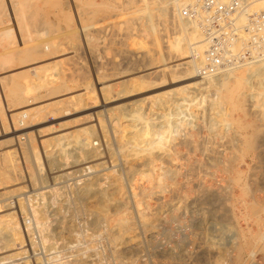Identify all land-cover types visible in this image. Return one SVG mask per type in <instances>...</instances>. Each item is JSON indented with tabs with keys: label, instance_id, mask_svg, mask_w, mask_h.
Instances as JSON below:
<instances>
[{
	"label": "rangeland",
	"instance_id": "374dc122",
	"mask_svg": "<svg viewBox=\"0 0 264 264\" xmlns=\"http://www.w3.org/2000/svg\"><path fill=\"white\" fill-rule=\"evenodd\" d=\"M35 2L0 0V173L14 174L8 170L11 164L3 163L8 157L17 178L7 183L1 173L5 184L0 181V192L20 186L16 193H6V201L0 198V204H14L10 211H16L24 241L7 251L0 240L6 249L0 251V264H264L263 250L254 259L248 253L264 246V214L259 213L258 227L252 210L255 200L264 207V151L248 150L245 140L236 137L253 129L264 133V88L258 89L254 80L250 93L256 106L246 102L243 113L230 104L222 120L215 118L225 71L206 79L197 76L192 51L199 48L194 45L201 34L182 14L187 0ZM143 7L150 11H137ZM9 26L12 32L6 36ZM141 81L157 88L142 95ZM123 82L129 84V95L117 91ZM31 84L36 91L21 94ZM58 84L63 87L51 95L49 88ZM102 87L111 90L104 95ZM157 90L164 92L158 99L150 95ZM34 97L41 105L27 107ZM107 98L124 100L109 106L124 102L125 118L120 108L105 105ZM188 112L192 118L187 120ZM98 119L103 120L102 133ZM238 119L251 127L239 128ZM64 120L70 125L59 129ZM124 121H133L142 134L158 131L165 122L177 126L174 136H162L167 149L157 152L156 168L141 152L134 156L137 141L114 132ZM90 124L97 130L88 129V141L71 140V130ZM49 125L52 132H38ZM27 133L35 136L32 144ZM61 133L60 145L39 141ZM148 137L140 139V148L152 143ZM60 146L64 162L46 158H56ZM89 147H95L93 153ZM168 167L177 170L174 180ZM166 171L164 189L140 180L142 172ZM87 178L95 182L88 194L81 189ZM147 190L153 193L143 199L141 192ZM103 196L107 207L99 213L93 204ZM13 197L22 198L23 210ZM123 217L130 228L118 235ZM15 251L19 255L8 256Z\"/></svg>",
	"mask_w": 264,
	"mask_h": 264
},
{
	"label": "bare ground",
	"instance_id": "6f19581e",
	"mask_svg": "<svg viewBox=\"0 0 264 264\" xmlns=\"http://www.w3.org/2000/svg\"><path fill=\"white\" fill-rule=\"evenodd\" d=\"M52 1V4H55V0H51ZM159 1V0H158ZM193 1H195V0H187V3H192ZM49 2V0H36V2H35V5L36 6H40V5H44V4H46V3H48ZM158 3V2H157ZM62 4V3H61ZM66 3H64V5H65ZM73 4H75V3H73ZM95 4V6L97 5L98 7H99V5L100 6H102L101 5V3H94ZM134 4V3H133ZM67 5V4H66ZM69 5V4H68ZM68 5L66 6V7H68ZM128 5H129V3H128ZM62 6H63V4H62ZM73 7H74V5H72ZM76 6V5H75ZM103 6H104V3H103ZM259 6L261 7V8H264V2H262V3H260L259 4ZM65 6H63V8H64ZM70 7V6H69ZM133 7V6H132ZM142 7V6H141ZM146 8V7H145ZM149 8V7H148ZM148 8H147V10L146 9H144V7L143 8H140V9H142V10H137L138 12L140 11V12H143V13H147L148 11H150V10H148ZM161 8V7H160ZM159 8V9H160ZM65 9V8H64ZM59 11V10H58ZM2 13V12H1ZM89 14V13H88ZM96 15V14H95ZM111 15V14H110ZM140 15V14H139ZM93 16V15H92ZM107 16V15H106ZM109 16V15H108ZM141 16V15H140ZM125 17V16H124ZM123 17V18H124ZM90 18H92V17H90ZM107 18V17H106ZM128 16L127 17H125V20H128ZM190 21V20H189ZM40 23V22H39ZM190 23H191V25L193 26V28L195 29V30H198L197 29V27H196V25L194 24V22L193 21H190ZM6 33H5V35L7 36H9L10 34H11V27L9 26V27H7L6 29ZM89 36H91V34H89ZM94 36V35H93ZM90 38V37H89ZM92 39H93V37H92ZM84 40H86V38L84 39ZM52 46V45H51ZM3 47V46H2ZM223 77V79H222V83H223V86H222V91H221V95H219V103H220V106L221 107H219V108H217V110H215L214 112H215V118H217L216 116H219L220 118H218L219 120H222V118H223V112H224V109H225V107L227 106L228 107V105H232L233 107H235V108H238V109H241L242 111H243V113H245V111H246V102H250L251 103V105H255V101L253 100V92L252 93H250L251 92V87H252V85H253V81L254 80H257V82H258V89H263L264 88V60H262V61H259V62H255V63H248V64H245V65H242V66H239V67H236V68H233V69H229V70H227V71H225V73H224V75L222 76ZM130 78V77H129ZM46 81L44 80V81H42L41 83H39V85L38 86H43L44 84H46L45 83ZM109 84H110V82H108ZM107 83V84H108ZM121 84V86L122 87H120V90H117V91H125V93H126V95L128 94V88H129V84H128V82H123V84L122 83H120ZM140 84V83H139ZM112 85V84H111ZM157 85V84H156ZM161 85V84H160ZM120 86V85H119ZM50 87V86H49ZM63 87V85H54V86H52L51 85V87L49 88L50 90H48V91H50L49 93H52L51 95H53L54 93L56 94V93H58L59 92V90H61V88ZM66 87V86H65ZM151 87H153V89L156 87V86H154V84H150V83H147V82H144V81H141V85H140V88H141V93L142 92H144V91H146V90H150V88ZM160 87V86H159ZM162 87V86H161ZM160 87V88H161ZM70 88V87H69ZM157 88V87H156ZM155 88V89H156ZM15 89H20V85L19 84H16L15 85ZM64 89V88H63ZM152 89V88H151ZM164 89V88H163ZM22 90V89H21ZM36 91V87H35V85H28L27 86V89L25 90V89H23V91H22V93L21 94H28V93H31L32 91ZM65 90V89H64ZM107 90H108V88H104V87H102V89H101V92H105L104 93V95H106V93H107ZM109 90H111L110 88H109ZM108 90V91H109ZM155 91V90H154ZM153 91V92H154ZM246 91H248V93H245ZM152 92V94H150V95H152V96H154V98H161L163 95H164V92H163V90H157L156 92H154L153 93ZM109 93V92H108ZM151 93V92H150ZM145 94V93H144ZM33 95V94H32ZM89 95V94H88ZM129 95V94H128ZM142 95H143V93H142ZM142 95H141V97H142ZM54 96V95H53ZM90 96V95H89ZM147 96V95H146ZM146 96H143L142 98H145ZM76 98V97H75ZM79 98H81V97H79ZM78 98V99H79ZM141 98V99H142ZM17 99V98H16ZM28 99V98H27ZM31 99V98H30ZM34 99V103L33 104H31V105H29V106H27V107H34V106H40L41 105V102L40 103H37V102H39V101H41V100H39V99H37V98H33ZM255 99H256V97H255ZM63 100V99H62ZM76 100V99H75ZM107 100H108V103H106L105 105L108 107L109 106V103H111V102H113V101H119V100H123V99H121V98H118L117 100H111L110 101V99L109 98H107ZM64 101V100H63ZM80 101H81V99H80ZM79 101V102H80ZM124 101V100H123ZM43 102V101H42ZM108 104V105H107ZM116 104H117V102H116ZM104 105V106H105ZM114 105H115V103H114ZM256 106V105H255ZM125 108V103L123 102V103H119L118 105H115V106H112L111 105V107L109 106L108 108L110 109V110H112V109H114V108H120V109H118V110H121V113H120V116L122 117V118H125L126 117V114L124 113V108ZM116 110V109H115ZM183 113H184V111H182ZM85 113V112H84ZM82 114V113H81ZM80 114V115H81ZM247 114V113H246ZM185 118L188 120V119H191L192 118V115H191V113L190 112H188V113H186L185 115ZM214 116V115H213ZM120 117V118H121ZM71 118V117H70ZM75 118H76V116H75ZM168 118H171V117H168ZM213 118V117H212ZM74 120V118L72 119V121ZM212 120H214V118L212 119ZM59 121V120H58ZM68 121V120H67ZM86 121V120H85ZM95 121V120H94ZM167 122H168V120H166ZM217 121V120H216ZM233 122H234V119L232 120ZM13 122V121H12ZM19 122H22V124H24V122L25 121H19ZM62 122V121H61ZM59 123V125H57L58 126V128L60 129V128H62L63 126H69L70 124H68V123H66L65 122V120H64V122L65 123ZM73 122H75V121H73ZM76 122L78 123V121H77V118H76ZM82 122V121H81ZM98 123H96V124H98V125H100V127H101V132L100 133H102V131L104 132V124H103V120H101V119H98V121H97ZM156 121H154V123H155ZM219 122V121H218ZM53 123H55V122H53ZM57 123V122H56ZM70 123V122H69ZM166 123V122H165ZM165 123H162L163 124V126L161 127V128H159V130L158 131H155L154 129H151V130H149V131H147L146 133H144V134H147V136H149L148 138L150 139V141L152 142H150L151 144H146L145 146H143V147H139V145L138 144H141V138L143 137V135L144 134H142V133H140L138 130H137V125L136 124H134L133 123V121H124V122H118V124L116 125V127L114 126L113 127V129H115V131L114 132H122L124 135H126V136H128V139L129 140H133V141H137V144H135L134 145V149H132L133 151H134V156H137L138 157V155H137V153L138 152H141V154L146 158H149V163H151L150 165H152V167L151 168H156L155 166H154V163H155V158L157 157V156H159V154H157V152L159 151V149L161 150V148H162V150L163 151H166V147H162V143L160 142V140H161V138H162V136H164V137H168V138H171V136H174L175 135V133H176V131L174 130V128H176L177 126H171L170 125V123H167V124H165ZM1 124V123H0ZM19 124V123H18ZM17 124V125H18ZM49 124V123H48ZM65 124V125H64ZM71 124H74V123H71ZM80 124V123H79ZM89 124V123H88ZM237 124H238V126H239V128H245L246 126L245 125H248L249 127H251V124L250 123H247V124H244V123H242L241 121H240V119H238L237 120ZM2 125V124H1ZM47 125V124H46ZM19 126V125H18ZM27 126H29V125H26V127ZM50 126V125H49ZM53 126H54V124H53ZM53 126H50V127H48V128H46V129H44L43 131H42V129H39L38 130V132L39 133H44L45 131H51L52 132V130H53ZM66 126L65 127H63V128H66ZM67 126V127H68ZM84 126V125H83ZM2 127V126H1ZM99 127V128H100ZM35 128V127H34ZM57 128V127H56ZM77 128V127H76ZM74 128L73 130H71V132H72V134H71V140L72 139H74V140H76V141H80V140H85V142H86V140L90 137L89 136V132H88V129L89 128H91L93 131H94V128L96 129V127H94V124H90V125H86V126H84V127H80L79 126V128ZM247 128V127H246ZM36 129V128H35ZM58 129V130H59ZM241 129H238L239 130V132H240V130ZM55 130V129H54ZM97 130V129H96ZM246 130V129H245ZM14 131H16V128L15 129H13L11 132H14ZM70 131V130H69ZM31 132V131H30ZM47 132H45V133H47ZM54 132V131H53ZM238 131L236 130L235 131V133L233 134L234 136L235 135H237L238 133H237ZM246 132V131H245ZM4 133H6V132H4ZM18 133V132H17ZM50 133V132H49ZM59 133V132H58ZM63 134H64V132H62ZM56 134L57 136H54V137H51V138H47V139H43V140H40V138H39V141H41V143H45L46 144V146L47 145H49L50 143L52 144H54V145H60L61 143V140L64 138V136H63V134ZM48 134V133H47ZM231 134V135H232ZM240 134V133H239ZM245 134V133H244ZM11 135V134H10ZM9 135V136H10ZM31 135V134H30ZM28 133H27V136H28V142H29V144H32V141L33 140H36V139H33L35 136H33L32 135V139H31V136H30ZM119 135V134H118ZM8 136V137H9ZM12 136V135H11ZM40 136V135H39ZM51 136V135H50ZM184 136V135H183ZM6 137V136H5ZM15 137H19V135H15ZM47 137H49V136H47ZM117 137V136H116ZM189 137V136H188ZM233 137V136H232ZM237 138H242L243 140H245V145H246V148L249 150V149H252L253 151H255V152H257V153H260V152H262V151H264V149H262L261 147H262V145H263V140H264V133H260V131H259V129H253L251 132H248V133H246L245 135H243V136H241V135H237L236 136ZM102 138V137H101ZM104 138V137H103ZM118 138V137H117ZM258 138H260V140H258ZM8 139V138H7ZM9 139H11V138H9ZM42 139V138H41ZM234 139V138H233ZM32 140V141H31ZM236 140V139H235ZM241 140V139H240ZM88 141V140H87ZM239 142V141H238ZM260 142V143H259ZM37 143V142H36ZM36 143H35V145H36ZM55 143H57V144H55ZM234 143V142H233ZM50 144V145H51ZM152 144H154V145H152ZM236 144V143H235ZM89 145V144H88ZM238 145H239V143H238ZM32 146V145H31ZM30 146V147H31ZM37 146V145H36ZM40 146H41V144H40ZM94 146V145H93ZM128 146V148L130 149L131 147H132V145H130V144H128L127 145ZM237 146V145H236ZM42 147H43V145H42ZM41 147V148H42ZM239 147V146H238ZM237 147V148H238ZM63 147H61L60 146V148H59V150H58V155L56 156V158H52L51 156H50V154L53 152H49L48 153V151L49 150H46L45 152L47 153V155L49 154V156L50 157H46L47 155L45 154V156L44 157H46V158H50V161H59V164H61V162L64 160V151H62L61 149H62ZM95 147H89V148H86L87 149V151H88V153H93L94 152V149ZM235 148V147H234ZM158 149V150H157ZM43 151V150H42ZM136 151H138L137 153H136ZM39 152V151H38ZM44 152V151H43ZM37 153V152H36ZM34 154V156H35V158L36 157H38V158H36V159H39V153H38V155L37 154ZM159 153V152H158ZM56 154V153H55ZM55 154H51V155H53V156H55ZM242 154V153H241ZM5 155L6 154H4V157H5ZM65 155H66V153H65ZM143 157V158H144ZM235 157V156H234ZM142 158V157H141ZM2 160V159H1ZM171 160V159H170ZM173 160V159H172ZM39 161V160H38ZM12 161L11 160H9L8 159V157H5L4 159H3V163H5V164H11L12 165V163H11ZM42 162V161H41ZM64 162V161H63ZM2 163V162H1ZM55 163V162H54ZM53 163V164H54ZM14 164V163H13ZM39 164H40V162H39ZM38 164V165H39ZM52 164V163H51ZM10 165V166H11ZM41 165H43V164H40L39 166H41ZM227 165V164H226ZM8 167V170L9 171H12L14 174H11L12 176H10V173L9 174H7L6 175V172L5 171H2L1 173H3L4 175L2 176V174L0 175V176H2L3 178H8V179H5L4 180V182L7 180H10L11 181V179L12 180H16L17 178H14L13 179V177H16V173H15V168L14 167ZM226 167H229V165H227ZM169 168V167H168ZM228 169V168H227ZM2 170H3V168H2ZM167 170V169H166ZM168 170H170L169 172H170V175H169V178L171 179V180H174V178L176 177V175H177V170H172V169H168ZM165 171V170H164ZM179 172V171H178ZM151 173V174H150ZM150 173H148V172H146V174H143V172H142V174L140 175V177L142 178V179H140V177H139V179L142 181V180H145L146 182H148L149 184H153V185H155L156 187H160V188H162L163 187V189H164V186H165V180L167 179L166 177H167V171L166 172H164V173H158V174H154L153 172H150ZM153 173V174H152ZM173 174V175H172ZM34 175V174H33ZM17 177H19V176H17ZM31 177V176H30ZM213 177L215 178V175H213ZM3 178L2 179H0V181H2V183H3ZM22 179H23V177H21ZM28 178V177H27ZM26 178V179H27ZM34 178V177H33ZM32 178V179H33ZM28 179H30V178H28ZM32 179H30V180H32ZM94 180V179H93ZM230 180H232V181H234L233 179H230ZM6 181V182H7ZM22 181V180H21ZM28 181V180H27ZM9 182V181H8ZM7 182V183H8ZM15 182V181H14ZM19 182V181H18ZM31 182V181H30ZM30 182H28V183H30ZM1 183V184H2ZM7 183H6V185H7ZM26 183V182H25ZM84 185L81 187V189L84 191V193L85 192H87V194H88V192H89V190L91 189V187H92V185H94L95 184V182L94 181H92L91 180V178L89 179V178H87L84 182ZM3 184H5V183H3ZM10 184V183H9ZM12 184V183H11ZM4 186V185H3ZM10 186V185H9ZM167 187V186H166ZM1 188V187H0ZM6 188V187H5ZM8 188H6V190L5 191H3V192H0V198L2 199H6L5 198V195H6V193L8 194V193H13L14 191H15V193L18 191V189L20 190V186H18V187H16V186H14L13 188H12V186H11V189L9 188L8 190H7ZM2 190H4V189H2ZM90 192H91V190H90ZM101 192V191H100ZM81 193V192H80ZM153 193V191L151 190H147V191H142L141 192V196H142V198L144 199H146L150 194H152ZM90 194V193H89ZM104 194V191H102V195ZM11 195H13V194H11ZM86 195V194H85ZM94 195V194H93ZM6 196H8V195H6ZM9 197V196H8ZM14 198V197H13ZM17 198V197H16ZM16 198H14V199H16ZM21 198V197H20ZM18 199L17 198V204H18V206L17 207H19L20 208V211L21 210H23V202H22V198L21 199ZM0 199V201H2ZM12 199V198H11ZM6 201V200H5ZM15 202H16V200H14ZM14 204H10L9 203V201H8V203L7 202H4V203H1L0 204V212H3V211H5L4 213H1L0 214V240H2V244H3V247H6V249H7V251H8V249H10L9 248V246L11 247V245H13V244H15L16 242H17V245L19 244L18 242H20V243H22V242H24V241H21V236H22V231H21V229L19 228L20 226H18V224L20 225V222L18 221V223H17V220H16V211L15 210H12V211H10L11 209H13L14 207ZM92 205V204H91ZM253 205H254V207L252 208V210H253V213H254V215L257 217V220L254 222L255 224H258L260 221H259V213L261 212V213H263L264 214V207H262V205H260V203L257 201V200H255V201H253ZM93 206H94V208H96V211L97 212H104L106 209H105V207H107V205H106V201H105V199H104V196H103V200L101 199V201L99 200V199H97L96 201H94V204H93ZM91 207V206H90ZM89 207V208H90ZM93 208V207H92ZM18 209V208H17ZM92 210V209H91ZM94 212V211H93ZM102 215V214H101ZM100 215V216H101ZM106 215V214H105ZM103 216V215H102ZM256 217H255V219H256ZM102 218V217H101ZM261 218V217H260ZM105 219H106V216H105ZM248 220V219H247ZM39 222V221H38ZM118 224H119V226H118V230H119V233H117L118 235L119 234H123V233H127L128 232V230H129V228H130V226H129V221H128V218L127 217H123V218H119L118 219ZM23 225H24V223H23ZM24 226H27V223L25 222V225ZM248 226V225H247ZM258 227H259V224L257 225ZM262 228V227H261ZM264 231V227H263V229H262V232ZM24 232H25V230H24ZM246 232H248L249 234H250V236H251V238L253 239V237H254V234L251 232V227L250 226H248L247 227V230H246ZM26 235V234H25ZM24 236V235H23ZM113 236V235H112ZM249 236V237H250ZM260 236V235H259ZM114 237H115V235H114ZM114 237H112L111 239L113 240V241H116L117 239H115ZM116 237L117 238H119L117 235H116ZM261 238L264 240V232L263 233H261ZM27 239V238H26ZM256 239L258 240V238L256 237ZM119 240V239H118ZM31 241V240H30ZM111 241V240H110ZM117 242V241H116ZM29 243V242H28ZM31 243V242H30ZM115 243V242H114ZM258 243H260V241H258ZM261 244V243H260ZM16 245V244H15ZM26 245V244H25ZM257 245V244H256ZM262 245V244H261ZM260 245V246H261ZM264 245V244H263ZM26 246H28V245H26ZM246 246V245H245ZM2 247V246H1ZM0 247V251H3L4 249H2ZM14 247H16V246H14ZM18 247H19V245H18ZM31 247V246H30ZM12 248V247H11ZM27 248V247H26ZM2 249V250H1ZM5 249V250H6ZM14 250H16V249H14ZM23 250V249H22ZM259 250L261 251V253H263L264 252V246H261L260 248H258L257 250H249V257L250 258H253L254 259V257H255V254H256V252H259ZM262 250H263V252H262ZM19 251L20 252H22L20 249H19ZM18 251V252H19ZM28 252V251H27ZM8 253V252H7ZM23 253V252H22ZM24 253H25V251H24ZM24 253L22 254V255H24ZM9 254V253H8ZM16 254H18L19 255V253H17L16 251L14 252V253H12L11 252V254L10 255H8L9 257H11V256H15ZM36 255V254H35ZM257 255V254H256ZM25 256V255H24ZM27 256V255H26ZM16 257V256H15ZM20 257H22V256H20ZM28 257V256H27ZM30 257V256H29ZM17 259V258H16ZM20 259V258H19ZM28 259V258H27ZM26 259V260H27ZM20 260H22V258L20 259ZM25 260V261H26ZM43 261V260H42ZM19 262H21V261H19ZM22 262H24L23 260H22ZM18 264H21V263H18Z\"/></svg>",
	"mask_w": 264,
	"mask_h": 264
},
{
	"label": "built area",
	"instance_id": "2783aa9c",
	"mask_svg": "<svg viewBox=\"0 0 264 264\" xmlns=\"http://www.w3.org/2000/svg\"><path fill=\"white\" fill-rule=\"evenodd\" d=\"M262 2L195 0L183 6V16L193 21L201 34L199 45H194L199 48L192 51L199 78L264 60Z\"/></svg>",
	"mask_w": 264,
	"mask_h": 264
}]
</instances>
